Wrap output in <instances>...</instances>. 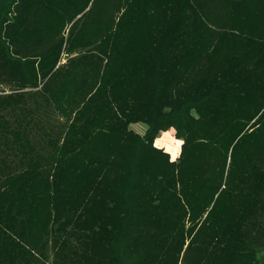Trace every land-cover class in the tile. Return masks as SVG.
Masks as SVG:
<instances>
[{
  "label": "trees",
  "instance_id": "obj_1",
  "mask_svg": "<svg viewBox=\"0 0 264 264\" xmlns=\"http://www.w3.org/2000/svg\"><path fill=\"white\" fill-rule=\"evenodd\" d=\"M0 264H264V0H0Z\"/></svg>",
  "mask_w": 264,
  "mask_h": 264
},
{
  "label": "rangeland",
  "instance_id": "obj_2",
  "mask_svg": "<svg viewBox=\"0 0 264 264\" xmlns=\"http://www.w3.org/2000/svg\"><path fill=\"white\" fill-rule=\"evenodd\" d=\"M131 128L142 134L146 130V124L144 122H136L131 125ZM154 144L156 147L163 148L166 152L169 153L171 159H176L181 152L182 140L174 135L172 129H168L160 132L154 139Z\"/></svg>",
  "mask_w": 264,
  "mask_h": 264
}]
</instances>
